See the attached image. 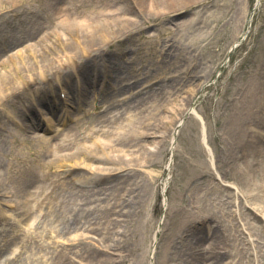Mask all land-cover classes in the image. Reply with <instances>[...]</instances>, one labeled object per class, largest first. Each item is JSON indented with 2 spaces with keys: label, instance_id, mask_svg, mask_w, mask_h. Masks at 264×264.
I'll use <instances>...</instances> for the list:
<instances>
[{
  "label": "rangeland",
  "instance_id": "rangeland-1",
  "mask_svg": "<svg viewBox=\"0 0 264 264\" xmlns=\"http://www.w3.org/2000/svg\"><path fill=\"white\" fill-rule=\"evenodd\" d=\"M188 1L190 4L167 15L148 11L131 0L0 1V73L20 87L11 100L0 104V211L9 212L7 220L1 221L5 225L0 224V241L18 237L17 224H22L25 205L29 200H39L37 209H42V216L37 230L26 227L38 234L35 239L42 249L38 264H202L203 257L207 259L204 264H211L213 252L223 251L226 253L221 254L219 264H240L245 252L238 254L226 240L232 239L237 225L247 239L246 248L252 247L249 251L257 255L259 239L264 246V210L256 209L259 218L251 217L258 220L253 230L246 226L244 231L240 214L245 216L253 207L245 205L241 194L247 189L246 165L260 161L254 153V140L264 145V0L256 9V0ZM114 7L122 8L123 15L132 17L135 24L118 43L103 50L130 64L125 75L132 87L128 90L124 85L121 92L112 88L100 91L99 87L83 91L76 87V76L88 72L82 70L86 64L89 68L103 65L98 57L101 47L81 54L76 65L79 68L66 77L69 65L56 69V59H66L56 42V31L64 33V38L59 35L61 41L71 38L59 28V22L67 13L82 17ZM30 30H34L33 35ZM24 32L26 37L21 36ZM44 37L46 49L56 48L49 71L53 74L23 84L15 68L23 66L21 56L25 62L33 61L26 48L38 47ZM92 55L98 59H87ZM59 71L63 74L54 77ZM93 72L96 74L95 69ZM29 74L23 75L29 80ZM160 79L163 82L159 84ZM52 98L60 104H54L56 109L50 112L39 100L50 103ZM141 99H145L142 105L152 112L151 121L158 130L142 141L143 148L138 141H128L133 147H124L122 153L125 158L137 155L138 166L122 168L119 173L108 170L117 164L86 159L81 154L55 160L69 151L58 147L52 129L33 127L37 118L43 125L54 123V130L66 133L70 125H77L70 121V113L82 123L104 116L106 109L117 108H121L123 118L126 116L122 119L126 123L128 115L134 113L128 108ZM190 109L172 139V122ZM260 118L263 122L253 129L262 139L252 135L249 125ZM84 122L70 134L91 135L94 124ZM32 135L47 141L55 149L53 156L47 153L45 142L33 140ZM74 189L90 194L86 205L89 219L70 223V228L58 222L52 230L56 219L52 210L57 213L62 208L58 216L62 222H70ZM218 195L221 197L215 200ZM207 207L212 213L205 217ZM104 244L110 250L104 249ZM58 253L70 254L71 258L58 259L54 255ZM246 262L258 264L252 258Z\"/></svg>",
  "mask_w": 264,
  "mask_h": 264
},
{
  "label": "bare ground",
  "instance_id": "bare-ground-1",
  "mask_svg": "<svg viewBox=\"0 0 264 264\" xmlns=\"http://www.w3.org/2000/svg\"><path fill=\"white\" fill-rule=\"evenodd\" d=\"M1 1V0H0ZM133 3H138L141 7H145L148 11H153L157 10L162 13L170 14L175 10H178L180 7H185L188 4H190V1L188 0H131ZM227 5V3H224ZM117 6V5H115ZM61 11H58L60 13ZM135 24V20L127 15H123L122 8L119 7H114V8H109V9H98L94 13L91 14H86L82 17H79L78 15H73L71 16L69 13L65 15L59 22V28L62 30L66 31L69 34V38L71 40H60L59 35L64 38V33L60 34L59 32L56 31V42L59 43L60 51L63 52L66 56V59L64 60H57V63L59 65H56V69H61V67H65L66 65H69L70 69L68 70V73H65V76H69L71 70H76L78 69L77 66H79L78 60L81 54H88L92 50H95L96 47L100 46L101 49L98 52L100 55L98 56L102 62H104V65H101L98 68H95L96 74L91 73L94 71V69H91L88 72L86 71L85 74H82L80 77L76 76V84L81 86L83 91L85 90H93L96 89L97 87L102 88L100 91H105L106 89H111L113 92H121V89H123L122 86L127 85V89L130 90L132 87L131 84H126L124 81H127V75L125 73L130 70V64L127 62H122L121 59H118L119 56H115V53L112 55L111 53H104L105 50H103L106 46H110L113 43H118L122 36L130 33L132 31V25ZM22 28V27H21ZM19 28V29H21ZM18 29V31H19ZM28 32H31L30 35H33L34 30H30ZM18 33V32H17ZM15 32V34H17ZM46 37L43 39L39 40L38 42V47L36 46H28L26 48L29 52V56H32L33 61L32 62H25L26 58L23 56L20 57L21 63H23L22 67H16V73L18 74L17 76L22 80V83L29 84L30 82L37 81L38 77H45L53 74L52 71V64L54 63V58L55 55L57 54L54 51H56V48L53 49L51 47L50 49H46L47 47H44L43 44H46ZM12 44H13V39H12ZM129 51H132L133 49H128ZM48 52V54H45L44 52ZM129 51H124V52H129ZM102 54V55H101ZM96 55V54H94ZM89 56L87 59L92 60H97L98 57ZM115 56V57H114ZM53 59H52V58ZM9 58V60H11ZM115 60V61H114ZM107 62H114L112 65L107 63ZM77 65V66H76ZM68 67V68H69ZM89 68V64L84 65L82 67V70H87ZM103 69V70H101ZM113 69H117L113 70ZM36 71L33 72V71ZM134 70V68H132ZM121 71V73H120ZM24 72V73H23ZM37 72L39 74L37 75ZM31 73V74H29ZM92 74V78H89V74ZM23 74H29V80L24 77ZM63 72H56V75L54 77H57L59 75H62ZM126 74H129L126 73ZM134 74L132 71H130V75ZM123 75V76H122ZM50 77V76H49ZM82 77V78H81ZM69 78V77H68ZM27 79V80H26ZM70 79H66V81H69ZM75 80V78H73ZM70 81V82H73ZM90 81V82H89ZM163 81L160 79L159 84L162 83ZM76 85V86H77ZM87 85V86H86ZM20 89V87L15 84V82L9 78L6 74H1L0 73V104L6 100L10 99L16 92ZM71 90L68 91V94H72L74 90V86L70 88ZM78 89V90H79ZM126 89V88H125ZM147 98L152 100L153 96L149 95ZM146 98V99H147ZM12 99V98H11ZM10 99V100H11ZM57 98H52V102L48 103L46 99H40L39 102H41L48 111L50 109L53 112L56 108H54V104H58ZM145 99H141L139 103L135 104L133 108H128L134 113H131V115H128L126 123L122 122V119H126L124 117V113L121 111V108H117L114 111L109 110L104 116H99L96 119L95 118H90V120H85L84 121H90L94 126L92 127V132L91 135L85 136V137H79L78 135L72 136L70 132L73 129L77 128H82L83 125H85V122L82 121L80 118H76V116H73L72 113H70V121L73 123H77V125H70L66 133L60 132L54 130V123H50L48 126H45L41 123V120L35 119V122L33 123L34 128H45L46 131H49L52 129L53 131V136L54 139L56 138L57 141H59L58 147L62 149H66L69 151L66 153L64 156L57 157L55 160H62V159H68L70 158H76L77 155H83L86 159H105L108 160L114 164H117L118 167H109L108 170H111L113 173H119L122 168L127 169V168H133L138 166V156L134 155L133 153L130 154L128 158H125V154L122 152L125 150L124 147H128V150L131 149L132 144H130L128 141L132 140L135 142H140L139 144L141 148H143V143L142 141L146 139L147 137H151L154 135L158 128L155 126V124L151 121L152 117V112L148 110L147 106H143L142 102ZM107 101V100H106ZM4 103V102H3ZM2 103V104H3ZM60 104V102H59ZM76 106L79 104L75 103ZM142 105V107H141ZM59 107V105L57 106ZM77 108V107H76ZM79 108V107H78ZM185 113V111H184ZM183 116H180V118L174 122H172L174 134L172 136V139L175 138L174 135L177 133L178 126L183 120ZM261 120H254L249 123L251 126V132L253 136H257L258 139H262L261 133L257 132V130L253 129L254 127H258L261 124V121L263 122V119L260 118ZM65 121V120H64ZM25 125V124H24ZM28 127H32L31 125H28ZM160 127V126H158ZM161 129H165L164 125L161 126ZM27 130V129H26ZM115 130V131H113ZM160 130V129H159ZM166 131V130H165ZM97 136H103L105 138L109 139H104L103 141H99L96 139ZM85 135V134H83ZM94 135V138H92ZM33 140L39 141L42 144H44L45 141H42L40 137L37 135H32L31 136ZM131 142V141H130ZM137 142V143H138ZM255 145V154L256 157H260V161H258L255 164H247L246 166L247 169L244 170V178H245V185H246V190H242L241 194L243 197H245V205L250 204L253 207L250 210V213H247L245 216L243 214H240L242 217V226L245 227L244 231L246 230V226L248 229H255L258 227L257 223H255L258 220H254L251 217H254L257 219V213L255 210H259L260 208L264 210V145L260 142L258 143L257 141ZM57 143V142H56ZM90 143V144H88ZM45 144L48 146L47 141ZM127 144V145H124ZM124 145V146H123ZM137 145V144H136ZM121 146V147H120ZM123 146V147H122ZM136 147V146H134ZM47 153L52 154L55 153V149L52 146H48L47 148ZM101 153V156H98L97 153ZM224 177V176H223ZM1 186V184H0ZM71 191V196L75 198V201L70 199L72 202L71 206V218L69 223H64L61 221L60 214L62 212V208L57 209V213L53 212L52 214L56 217V219L52 222V225L50 226L52 230L56 229V224L58 225V222H61L63 224L64 228H70V223H76L81 221V219L88 220L89 215L86 213L88 212L86 209V205L88 204L90 200V194L88 192H81ZM25 192V190H23ZM73 192V193H72ZM32 196V193H31ZM72 197V199H73ZM221 196L218 195V197L215 198V200L219 199ZM250 199H246L249 198ZM251 199H256L259 200V203L252 201ZM33 200V199H32ZM38 201L36 202L33 200H29L27 204L25 205L24 208V215L26 220V226H29L31 223L32 225L34 224L35 220L39 219L41 213H37L36 209L38 206ZM65 201V200H63ZM51 205V200L48 199L47 201ZM117 202V200H116ZM126 200L124 199L122 201V204H124ZM120 204V201H118ZM257 204L258 208L254 205ZM63 206V205H62ZM132 212V209H130ZM134 212L137 211V209L133 210ZM42 212V209H41ZM8 210L4 209L0 211V221H5L6 216L8 215ZM212 213V210L210 207H207L206 214H204L205 217L210 216ZM256 215H255V214ZM259 218V217H258ZM261 219V218H260ZM56 223V224H55ZM31 225V226H32ZM38 225H36V228ZM236 233H233L232 239H226L229 241L228 243H231L232 246L238 250V254H242L245 252L244 257L247 259L252 258V260H255L258 262V264H264V249L261 244H260V239L257 241L256 244V249H257V255H254V252L249 251L252 249V247L246 248L245 244L247 245V239L244 237L245 235H242L243 233L239 231L238 225L234 228ZM220 236V235H219ZM221 238V236H220ZM260 238H262L260 236ZM225 240V239H222ZM232 240V241H230ZM28 243L25 244L24 248V254L27 255L26 258L20 260V255L23 253L20 252V254H16V249H14V246L12 248H8L5 250L0 251V264H38L40 261V255H42L41 251L42 249L37 246L38 242H35V245L30 243V240L27 241ZM12 243L10 240L5 243L4 246H8ZM213 247V246H212ZM41 249V250H40ZM104 249L110 250L107 244H104ZM153 250V249H152ZM213 252V250H212ZM119 253V252H116ZM214 254L211 256V264H219L221 262L220 256L222 253H226V251L223 252H213ZM205 255V253H203ZM56 258L58 259H66V258H71L70 254L66 255L64 253H58L57 255L54 254ZM260 257V258H258ZM240 258L238 259V263L240 261ZM245 259H241L240 264H247ZM255 258V259H254ZM20 260V261H19ZM71 260V259H70ZM198 260V259H197ZM207 259L205 257L202 258V264L203 262L206 261ZM57 264V262H54ZM52 263V264H54ZM200 263V262H199ZM42 264V263H40ZM95 264H100L99 261H96ZM228 264H235L233 261H230Z\"/></svg>",
  "mask_w": 264,
  "mask_h": 264
}]
</instances>
